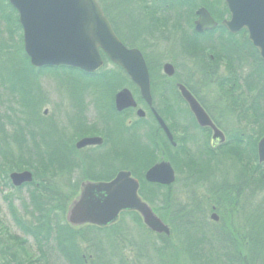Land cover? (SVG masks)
Segmentation results:
<instances>
[{
  "label": "trees",
  "instance_id": "1",
  "mask_svg": "<svg viewBox=\"0 0 264 264\" xmlns=\"http://www.w3.org/2000/svg\"><path fill=\"white\" fill-rule=\"evenodd\" d=\"M98 1L106 14L113 19L110 10L113 11L114 6L111 5L112 8L105 7L102 0ZM168 3L160 8L176 15V19L171 24H169V20H166L165 24H169L173 31L180 29L182 24L190 28L189 38L186 39V35H183L179 42L183 55L185 54L189 59H194L195 63L199 64V73L203 80L216 76L217 66L224 65L223 69H226L227 74L221 76L218 86L229 97L235 96L234 93H236L237 98L232 100V111L247 127L251 128L249 134L234 132L228 138L230 140L228 141L229 145L225 142L222 144L224 146V148L221 146L224 149L222 155L226 162L218 160L219 164L215 166V172L219 174L217 186H221L222 190L226 189L235 199L238 198V202L241 200L239 198L244 197L246 193H254L253 196L258 193L263 194V198L260 200L264 204V163L258 162L256 153V143L260 137L264 136V63L259 52L248 40L245 30L237 34H230L223 29L217 32L219 35L218 48L223 54H220L219 58L214 57V60L211 59L210 55L203 56L204 50L199 45L209 44L215 32L197 34L191 30L195 17L194 10L197 6L195 0H168ZM4 4L6 6L4 8L8 12L5 18L0 14V22L1 20L5 21L3 31L7 33L10 40H12L13 30L19 34V49L22 57L17 53L16 48L14 49V46L12 48L4 40L0 41V84L8 90L12 97L16 98V102L26 114V120H24L23 125H17L11 137H8L10 145L6 143H4L5 147L0 145V178L4 180L6 185H9L8 174L11 171L28 169L33 173V180L30 183L15 187L17 191L26 188L27 192L26 196L21 199V210L9 206L10 215L16 225L19 226L24 237L32 240L36 251L34 258L38 264H132L130 260L127 261L123 257L122 253V243L125 239H128L131 245L134 244L130 232L132 228L126 227V224H121V222L124 216H129L135 225L138 224L136 227L141 228L136 212H122L116 222L107 226L70 225L63 218L64 209L59 206L58 195L48 182L50 176L65 170H78L83 180L90 176L88 180L99 181L109 180L118 170L126 169L139 180V192L145 201L150 204L164 203L167 200L172 202L164 194L165 190H169L171 186L148 183L143 177L145 170L159 160L158 149L166 150L168 155L165 157L173 165L175 171L188 169L198 173L200 171L204 173L208 166L206 162L202 161L206 159L208 163H211L215 159L214 149L210 148L207 142H204L203 148L199 146L194 148L196 138L188 137L185 139V136L179 138L182 139L181 141L179 139L175 141L176 146L173 147L160 129L156 127L155 121L156 128H150L152 132L148 135L144 134V138L142 137L143 134L140 135L139 133L143 140L135 142V136L138 135L136 131L142 132L144 131L143 128L138 127L140 124L126 125L123 118L114 109L112 101L116 87L127 79L124 71L114 65L116 70L121 72V77L116 73L103 71L102 68L94 73H85L68 66L34 68L23 51L22 31L17 13L7 0H0V5L4 6ZM199 4L206 6L204 1H199ZM102 56L104 55L102 54ZM147 61L154 82L156 79L154 74L157 73V70L153 60ZM235 65L248 68L244 77L240 78L236 74ZM45 68L69 69L79 72L89 79L88 84L79 87L76 91L79 93L86 92L84 94L93 99L94 108L104 124L101 130L104 141L102 146L89 149V152L84 153L79 158L80 160H77L78 151L73 144L67 145V142L55 137L54 134H51L54 127L52 128L46 121L37 117V107L40 106L45 97L39 85L38 73ZM175 75L206 106L196 89L188 83V79L180 77L176 71ZM186 76L190 77L191 72L187 71ZM101 86H104V92L100 89ZM154 88H157L155 84L152 86L153 91ZM171 89L175 90L173 86ZM73 93L75 92L69 94L72 107H80L82 110L83 98L80 102L73 98ZM100 96H106L107 99L102 97V100ZM103 111H106L105 115L101 114ZM80 112L83 113L84 110ZM158 112L166 119L164 112L160 110ZM166 112L167 115L170 113V118L171 115L173 116L174 121L177 119L174 118L176 112ZM106 114H110L113 120ZM178 114L183 117L180 112ZM84 119L86 116L83 113L80 126H77V123L73 130L80 131V133L86 132V134L94 132H90V128L83 127ZM137 123H141V121L137 120ZM173 124L174 122L170 123L171 130H173L171 126ZM1 129L0 127V133L5 137ZM185 129L187 130V128ZM115 132L119 133L125 141L120 153H112V159H116L119 166L112 167L107 173L102 174L90 175L88 173L85 175L81 172L87 161L93 162L94 165L100 163L101 167L110 164L108 151H98L105 149L111 143ZM129 134L131 135L130 138H125ZM207 153L210 156H207ZM220 164H224L223 175H221ZM185 184H188V181ZM262 203L258 200L254 204L255 208L253 207L245 216L244 240H237L238 238L235 240L234 236L224 235L219 230L218 236L213 233L209 235L195 223L194 217L196 215L194 212L186 214L180 210H175V208L169 217L171 231L174 232V238L178 241L180 250L190 264H264L262 256L264 249V205L262 206ZM20 241H24V239L20 238ZM160 248L155 243L151 246L157 264H162L159 257ZM135 255L141 264L140 259L142 257L138 256L137 253Z\"/></svg>",
  "mask_w": 264,
  "mask_h": 264
},
{
  "label": "rangeland",
  "instance_id": "2",
  "mask_svg": "<svg viewBox=\"0 0 264 264\" xmlns=\"http://www.w3.org/2000/svg\"><path fill=\"white\" fill-rule=\"evenodd\" d=\"M123 1L127 2V8H132V6L135 4L134 2L128 0H102V3L103 5H105V7L109 6V8H112L115 3H117L116 8H122ZM199 1H204L206 2V4L208 3L210 9L212 8V0H195L197 4L196 8L201 6V4H199ZM4 7H6L5 4L4 6L0 7V14L5 18L7 16L8 10ZM110 11L113 13L115 12L112 10ZM219 14H221V16L225 18L224 13ZM161 15L162 13L158 14L157 11L152 15L153 21L150 25H147L148 30L151 32L149 38L147 39L149 44L144 48L147 54L149 53L151 55L150 59L153 60L157 73L159 75L162 74V64L166 61H169L174 65L175 70L177 73H179L180 77H185L188 79V83L196 89L199 97L202 98L206 106L210 109L213 117L215 116V120L225 133L227 140V142L225 143H227L228 145V141H230L228 140V138L234 132H245L246 134H249L251 132V128L249 126L247 127V125H245L238 118L237 114L232 111V100L237 98L236 93H234L235 96L232 95V97H229L225 95L218 86L221 76H225L227 74L226 69H223L224 65L220 64L221 66H217L218 68H216V76L207 78L205 80L201 79L202 76L199 73V64L195 63L194 59H189L187 56H185V54L183 55V52L179 47V42L183 38V35H186V39L189 38L188 36L190 35V28L182 24L180 29L176 31L171 30L169 24H171L172 21H175L176 15L167 12L166 17L169 18V24L168 26H166L167 29L163 27L164 29H166L163 30L159 28V26H162V24L159 23V18H161ZM195 19L196 16L195 18H193V21ZM4 23L5 21L1 20L0 41L4 40L5 43H8L12 48L14 46V49L16 48L17 53L22 57L19 49V34L17 32H14L13 30L11 34L12 40L8 39L7 33L3 31V27L5 26ZM193 25L194 24L192 23L191 30H193ZM156 31L162 33L163 40L160 39V34H158ZM211 38L212 39L209 44H200L199 47L204 50L203 56L210 55L211 59L214 60V57L219 58L220 54L223 53L220 48H218L219 35L216 33ZM21 60H24V58H21ZM235 67L234 70L240 78L244 77L246 72L248 71V68L244 66L239 67L235 65ZM102 70L116 73L118 76H121V72H118L114 67V64H112L111 62H106ZM187 71L191 72L190 77L186 76ZM169 79L170 80L164 79V81L159 79L155 80V84L157 87V91L155 92V94L158 96L156 97V106L161 112H164L168 125L174 122V124L171 126L173 128L172 131L174 134V140L177 141L179 138H181L179 135V131L180 128L183 127H181L180 123H175V121L172 119V115L171 118L169 117L170 113L169 115H167L166 111L173 112V110L171 109L167 110L166 107L168 103H165V101H167L166 99H168L169 96L168 98L162 99L159 94H163L164 91L162 90H164L165 85L168 87V89L171 88L172 81H182L179 80V78L177 79L175 74L172 77H169ZM38 81L45 97L40 106L37 107V117H40L43 121H46L52 126V128L54 127L51 134H54L57 138H61L63 142H67V145L73 144V146L75 141L83 136L98 135L104 138L103 134L101 133L102 126H104V124L100 115L97 114L96 109L94 108L93 99L87 97L88 95L84 94L86 92L79 93V91H76L79 87L88 84V78L84 77L79 72L69 69L55 70L52 68H45L38 73ZM161 81H163L162 83H164L165 85L161 86ZM128 83L129 78L127 77V79L123 80V82L118 87H116L112 97L113 102L114 94L122 87H127L131 91L132 88L128 87ZM173 87L175 88V85H173ZM100 89L103 91L104 86H101ZM72 92H75L73 93V98H75L76 100L78 99L81 102V99L83 98L82 101L84 106L82 110H80V107H72V101L70 100L71 98L69 95ZM171 93H173L172 90ZM102 97H105V99H107L106 96ZM102 97L101 99L103 100ZM168 100L171 104V98H169ZM182 104L180 102L178 103V105L181 107ZM142 108L144 109V107ZM83 110V113L86 116V119H84L83 127L85 126L86 129L90 128V132L94 131L92 133L86 134V132L80 133V131L73 130L74 126L77 123V126H80L83 114L80 111ZM105 112L106 111H103L101 112V114L105 115ZM118 113L123 118L126 125L140 124L138 127L143 128L144 131L142 132L136 131V134L138 135L135 136V142H141V140H143L144 138V134L148 135L150 132H152L151 129L154 128L155 123L148 113H145V115L142 117L137 116L135 110L124 109L122 111H119ZM176 114V116L179 115L178 113ZM106 115H108V117H111L113 120V117L110 114ZM182 119H184L183 121H185L183 122L179 120L180 122H182V124L187 123L186 117ZM24 120H26V114L24 113L23 108H21L19 103L16 102V98L12 97L8 93V90L0 84V127L2 128V132H4L5 134L4 137L0 133V138H2L0 139V145L4 146V143L10 145L9 138L13 134V130L17 127V125H23ZM137 120H140L141 123H137ZM196 131V129H188L187 132L185 131L186 135L189 138H196V140H194V148L198 146L202 147L204 142L206 141L204 138V134L202 132L199 133ZM117 132H115V135H113L111 143L106 146L105 149H101V151H98H108L110 164L106 165L105 167H101L100 163L94 165L93 162L87 161L86 166H82L83 168L81 172L85 173V175L88 173L90 175L96 173L102 174L107 173V171L111 170L112 167L116 168L117 166H119V162L116 159H112V153H120L123 149L125 141ZM139 133L140 135L143 134V138L139 135ZM130 136V134L126 135L125 138H130ZM179 140L181 141L182 139ZM221 146L222 144L214 149L215 159H213L211 163H208L206 159L205 161H202L208 164L204 173L201 171L199 173L197 171L192 172L188 169L186 171H176V181L168 185L171 187L169 190H165L164 193L168 196V198L172 200V202L167 200L164 203H147L150 205L148 206L151 208L153 213L169 227V217L171 216L170 214L172 213V210L175 208V210H180L186 214L189 212H194L196 215L194 217L196 221L195 223L198 224L201 229L208 232L209 235L210 233H213L218 236L219 233L217 232L219 230L222 231V234L224 235L228 234L231 237L234 236L235 240L236 238H238L237 240H244V220L246 219L245 216L250 210L253 209V207L255 206L254 204L257 203L258 200L260 203H262L260 199L263 198V194L258 193L253 196L254 193H246L244 197L241 196L239 198L241 199V202H238V198L235 199V197H232V195L228 193L226 189L222 190L221 186H217V184H219V174L215 172V166L219 164L218 160H220V162H226L224 161L225 158H223L224 156L222 155L224 153V146H222L223 148H221ZM91 148L95 147L77 150V160H80L79 158L84 153L89 152V149ZM157 153L159 159H166L165 156L168 155V153H166V150L163 148H160V150L158 149ZM207 154V156H210L209 153ZM220 168L222 169L221 175H223L225 171L224 164H220ZM198 169L200 170V168ZM87 178L90 179V176H87ZM82 181L83 178H81V176L79 175L78 170H65L62 172L53 173L48 179L50 186H52V188L58 195V202L60 204L59 206L63 207L64 209L63 218H66V213L70 204L79 195L81 189L80 184ZM187 181L188 184H185V182ZM26 192V188H21L17 191L15 187L11 185L10 180L9 185H6L4 180L0 178V264H38V262H36V258H34L36 251L33 247L32 240L28 237H24L23 233L19 229V226L16 225L10 215L9 206L10 208L17 207L19 208V210H21L20 202L21 199L26 196ZM263 205L264 204L262 203V206ZM212 213H215L217 215V220L211 218ZM136 215L137 220L141 223V228L136 227L138 224L135 225L134 221H131L129 216H124L121 222V224H126V227L132 228L130 232L132 234V240L134 244L131 245L128 239H125V241L122 243L123 257H125L127 261L130 260L132 264H139L137 256L135 255L137 253L138 256L142 257L140 259L141 264H157L155 263L156 256L151 249V246H153V243H155L156 246H158L159 248L161 247L159 257L162 264H190L189 260L180 250V246L178 244V241H176V239L174 238V232L171 231V227L170 232L167 235L154 233L153 231L149 230L142 222L139 214L136 213ZM20 238H23L24 241H20ZM262 256L264 260V249Z\"/></svg>",
  "mask_w": 264,
  "mask_h": 264
},
{
  "label": "water",
  "instance_id": "3",
  "mask_svg": "<svg viewBox=\"0 0 264 264\" xmlns=\"http://www.w3.org/2000/svg\"><path fill=\"white\" fill-rule=\"evenodd\" d=\"M230 18L223 24L231 33L244 28L248 39L264 61V0H224ZM18 12L22 28L23 49L34 67L65 65L91 73L100 69L104 60L100 50L109 60L121 67L137 86L141 97L151 104L150 80L147 65L136 48H127L116 36L97 0H8ZM194 30L211 29L216 22L209 12L200 7L196 10ZM163 72L171 76L174 67L165 62ZM200 126L212 129L213 145L223 142V133L213 124L195 97L183 84L177 85ZM136 102L127 88L114 94V108L122 111L135 106ZM160 127L172 141V136L162 118L152 109ZM138 116H143L141 109ZM173 142V141H172ZM102 143L99 136H84L75 142L76 148ZM174 143V142H173ZM257 157L264 162V136L257 144ZM148 182L170 184L175 179L174 170L168 161L161 160L151 165L144 174ZM9 179L14 187L30 183V170L12 171ZM138 181L127 170H121L109 181L82 182L78 197L70 204L66 220L71 225L91 223L105 226L114 222L121 211L135 210L143 223L152 231L169 234V228L138 195ZM211 218L217 219L215 213Z\"/></svg>",
  "mask_w": 264,
  "mask_h": 264
},
{
  "label": "flooded vegetation",
  "instance_id": "4",
  "mask_svg": "<svg viewBox=\"0 0 264 264\" xmlns=\"http://www.w3.org/2000/svg\"><path fill=\"white\" fill-rule=\"evenodd\" d=\"M128 1H132L135 3V4L133 3L134 5H136V6L139 5L141 7L137 8V9L127 8L126 7L127 2L123 1V7L122 8H116L117 3H115L114 8H113V11H115V12L114 13L111 12L112 14H110L111 16L113 15V19H111V17L108 14H106V15L109 18V21H110L117 37L121 40V42L128 48H137L142 52V54L145 58L147 67L149 69V64H148L147 60H152V59H150L151 55L149 53L147 54V52L144 50V48L147 47L149 44L147 39L149 38V35L151 33L148 30L147 25L151 24V22L153 21L152 15L157 11L158 14L162 13L161 18H159V23L162 24V26L161 27L159 26V28L166 30L167 29L166 26H168V24L167 23L165 24V22L169 18L166 17V14H167L166 10H164V9L162 10L160 7L164 6L165 3L166 4H169V3H168V0H156V1H153V0H146V1L145 0H143V1L142 0H128ZM213 5H214V7H213ZM155 6H156V9H155ZM201 6H204L209 11L211 17L217 22V24L213 28V29H215L214 30L215 34L218 31H222L223 29L226 30L222 21L224 19H227L230 17V12H229V9H228L226 3L224 2V0H212V8L211 9H210V6L208 5V3L206 4V6L205 5H201ZM219 13H224L225 18H223L221 16V14H219ZM163 27H165L166 29H164ZM153 30H155V29H153ZM156 32L158 34H160V39L163 40L162 33L159 31H156ZM203 32H210V31L205 30ZM161 70H162V67H161ZM148 71H149V76H150L152 103L149 105L145 102V100L141 97V95L138 91V88L129 79V83L131 85L128 83V87L132 88L131 93H132V96L136 102V105L129 107L126 110L137 111V109L140 108L143 110L144 115H145V113H148L149 115L153 116L152 109H154L157 112L159 109L156 106V104H157V98L156 97H158V96L155 94V92L157 90L155 88V90L153 91L152 86H153V84H155V80H158V79L163 80V81H164V79L170 80L169 77H172V76H167L162 71V74H160V75L158 73L154 74V77H156V79L153 82L150 69ZM163 81H161V83ZM179 83H182V82H176V80L172 81L171 87L173 85H175V87H176L177 84H179ZM182 84L185 85L184 83H182ZM162 85H165V84L162 83L161 86ZM155 86H156V84H155ZM185 87H187V86L185 85ZM166 88H167V86L165 85L164 90ZM164 90H162V91H164ZM172 91H173V93H171L170 95L166 94L167 97H164V96H162V94H159V96L162 99L168 98V95H169V98H171V100H172L171 104L169 103V100H168L169 98L166 99L167 101H165V103H168V105L166 106L167 110L171 109V110H173V112H177V113L180 112L185 117H187V115H188V117H191L190 123H188L187 125H190L189 127H191V126L194 127L197 130L196 132H199V133L202 132L204 134L205 140L210 142L212 129L209 126H204V127L199 126L196 123L195 118L191 114V112H189L190 114L187 112V108H186V105L184 103L185 101L184 102L181 101V99L179 97L180 94L176 95V94H174V90H172ZM193 95L196 97V99L199 101V103L203 106L204 110L209 115L210 119L213 121L215 126L217 128H219L224 133V131L220 128V126L217 123V121L215 120V118L212 116L209 109L206 108V106L201 102V100L194 93H193ZM179 102L181 104L183 103L182 107L178 105ZM142 107H144L145 110ZM153 118H154V116H153ZM165 123L167 124V126L170 129V126L168 125V123L167 122H165ZM157 125H158V123H157ZM158 127H159L161 133L163 134V136L166 137L165 133L163 132V130L160 128L159 125H158ZM170 131L173 135V140H174V134H173L171 129H170ZM179 135L181 138L182 137L184 138V136L186 137L185 139L188 138L184 134V128H182L179 131ZM224 135H225V133H224ZM89 147H94V146H89Z\"/></svg>",
  "mask_w": 264,
  "mask_h": 264
},
{
  "label": "bare ground",
  "instance_id": "5",
  "mask_svg": "<svg viewBox=\"0 0 264 264\" xmlns=\"http://www.w3.org/2000/svg\"><path fill=\"white\" fill-rule=\"evenodd\" d=\"M139 7H141V6H139V5H133L132 6V9H137V8H139ZM200 7H202V6H200ZM200 7H197L195 10H194V13L196 12V10L198 9V8H200ZM179 84H182V83H179ZM178 85V84H177ZM185 86V85H184ZM186 89L193 95V93L191 92V90L188 88V87H186ZM179 92V93H178ZM166 94H171V88H169L168 89V87L164 90V92H163V94H162V96H164V97H167V95ZM174 94H176V95H179L180 94V91H179V89H178V87L176 86L175 87V90H174ZM168 95V96H169ZM194 96V95H193ZM179 97H180V99H181V101L182 102H184L185 100L183 99V97L181 96V94L179 95ZM195 97V96H194ZM195 99H196V97H195ZM151 100H152V97H151ZM197 100V99H196ZM198 101V100H197ZM185 103V105H186V108H187V112L189 113V112H191L190 111V109H189V107H188V104H187V102L185 101L184 102ZM198 103H199V101H198ZM200 104V103H199ZM201 105V104H200ZM201 107L203 108V106L201 105ZM208 108V107H207ZM204 109V108H203ZM209 109V108H208ZM205 111V110H204ZM209 111H210V109H209ZM157 112V111H156ZM206 112V111H205ZM211 112V111H210ZM153 113V112H152ZM172 113H174V112H172ZM177 113V112H176ZM179 113V112H178ZM157 114L162 118V120L164 121V123L165 122H167V120L163 117V116H161L160 114H159V112H157ZM190 114V113H189ZM191 114L193 115V113L191 112ZM207 114V113H206ZM177 115V114H176ZM175 115V118H177L175 121H178V122H176V123H178L179 124V122L180 121H183L184 119H182V118H184L185 116L183 115V117H180V114L178 115V116H176ZM208 115V114H207ZM138 116V115H137ZM151 116V115H150ZM153 116H154V114H153ZM153 116H151L152 117V120L153 121H155V123L157 122V120H156V118H155V116H154V118H153ZM194 116V115H193ZM209 116V115H208ZM213 116V115H212ZM215 117V116H214ZM195 118V117H194ZM210 118V117H209ZM180 120V121H179ZM190 120H191V117H188V115H187V117H186V121H187V123H184V125L182 124V122H180V124H181V127H183L184 128V134L186 135V133H185V131L187 132V130L188 129H195L194 127H189L190 125H187L188 123H190ZM211 120V119H210ZM195 121H196V119H195ZM212 121V120H211ZM183 122H185V121H183ZM213 122V121H212ZM158 123V122H157ZM157 123H156V125H157ZM196 123H197V121H196ZM154 124V123H153ZM198 124V123H197ZM214 124V123H213ZM158 125H159V123H158ZM158 125H157V127H158ZM165 125L167 126V124L165 123ZM199 125V124H198ZM215 125V124H214ZM160 126V125H159ZM170 126V125H169ZM200 126V125H199ZM202 127H204V126H202ZM154 128H156L155 127V125H154ZM154 128H152V129H154ZM159 128V127H158ZM161 128V127H160ZM167 128H168V130L170 131V129H169V127L167 126ZM185 128H187V130L185 129ZM211 128V127H210ZM162 129V128H161ZM182 128H180V130H181ZM219 129V128H218ZM163 130V129H162ZM220 130V129H219ZM221 131V130H220ZM163 132H164V130H163ZM173 132V131H172ZM222 132V131H221ZM165 133V132H164ZM170 133H171V131H170ZM223 133V132H222ZM165 135H166V133H165ZM211 135H212V133H211ZM223 135H224V133H223ZM171 136H172V141L174 142H172V141H170L169 139H168V137H167V135H166V140L169 142V144L171 145V146H173V147H175L176 146V142H175V140H173V135H172V133H171ZM187 136V135H186ZM188 137V136H187ZM263 137V136H262ZM205 142H207L208 143V145H209V147L210 148H212V149H215L217 146H219V145H221V144H223L224 142H226V137H225V135H224V140H223V142H221V143H218V144H216V145H213L212 144V142H211V139H210V142H208V141H205ZM103 144V141H102V143L101 144H96V145H88V146H85L86 148H90L89 146H94V147H98V146H100V145H102ZM85 147H83V148H75L76 150H82V149H85ZM170 162V161H169ZM171 164V163H170ZM171 166H172V168L173 169H175L174 167H173V165L171 164ZM239 202H241V200L239 201ZM213 214V213H212ZM216 215V214H215ZM217 216V215H216ZM213 219V218H212ZM218 219V218H217ZM216 219V220H217Z\"/></svg>",
  "mask_w": 264,
  "mask_h": 264
}]
</instances>
